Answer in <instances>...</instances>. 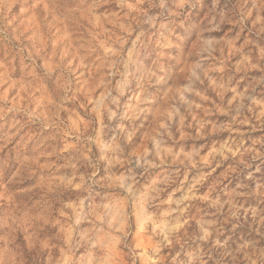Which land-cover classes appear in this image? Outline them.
I'll return each instance as SVG.
<instances>
[{
  "label": "rangeland",
  "instance_id": "obj_1",
  "mask_svg": "<svg viewBox=\"0 0 264 264\" xmlns=\"http://www.w3.org/2000/svg\"><path fill=\"white\" fill-rule=\"evenodd\" d=\"M0 264H264V0H0Z\"/></svg>",
  "mask_w": 264,
  "mask_h": 264
}]
</instances>
